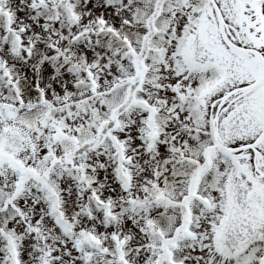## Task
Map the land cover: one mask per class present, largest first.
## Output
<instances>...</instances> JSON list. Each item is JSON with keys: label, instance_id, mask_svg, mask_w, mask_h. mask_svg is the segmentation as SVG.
I'll return each instance as SVG.
<instances>
[{"label": "snow or ice", "instance_id": "1", "mask_svg": "<svg viewBox=\"0 0 264 264\" xmlns=\"http://www.w3.org/2000/svg\"><path fill=\"white\" fill-rule=\"evenodd\" d=\"M0 264H264V0H0Z\"/></svg>", "mask_w": 264, "mask_h": 264}]
</instances>
